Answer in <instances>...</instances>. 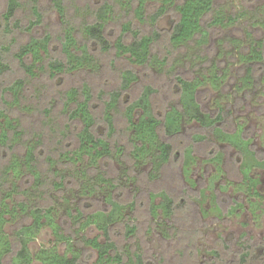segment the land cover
<instances>
[{
	"label": "rangeland",
	"instance_id": "374dc122",
	"mask_svg": "<svg viewBox=\"0 0 264 264\" xmlns=\"http://www.w3.org/2000/svg\"><path fill=\"white\" fill-rule=\"evenodd\" d=\"M7 1L0 0V46L7 43L11 46L3 55V61L10 68L0 72V110L19 123L18 129L22 135L19 136L20 141L15 143L14 151L23 155L27 145L36 146L37 168L43 175L45 185L39 192L44 196L43 199L39 196L31 198V193H36L35 181L25 175L17 182L21 188L20 194L6 201L13 204L14 199H27L30 205H53V215L61 231L73 238L69 249L65 241H58L49 225H44L29 243L33 256L41 248L55 247L60 254L69 257L77 253L80 257L78 264H101L98 262V252L85 242V238L97 237L99 241L105 242L104 233L96 225L81 229L78 220L70 212L82 210L86 216L97 210H108L110 205L106 198L111 192L115 200L128 205L124 210V219L110 229L112 240L124 253V261L114 264H264V197L253 199L256 204L252 206L247 196L240 192L242 189L239 186H247L248 182L244 183L241 172H245L241 170L242 158L238 150L232 145L216 142L212 129L192 121L184 124L182 131L173 137H167L160 129L162 140L172 144L173 155L161 172L153 171L151 163L135 165L131 160V131L122 114L127 102L138 97L146 84H153L158 90L153 98L154 112L163 119L166 110L178 99L175 96L174 73L200 79L204 78V74L210 77L220 73L224 78L219 80V88H213L209 81L200 87L198 97L203 109L215 115L219 107H223L227 116L224 127L236 131L241 126L245 137L250 138L253 150L263 158L264 69H259L252 84L243 87L242 77L247 75V65L240 59V53L249 51L250 38L264 40V0H214L215 8H222L228 14L241 13V20L229 27L209 28L207 22L211 17L207 16L204 26L210 31V41L204 45L191 42L175 50L171 49L167 34L171 28L172 15L163 16L157 23L163 36L153 48L155 58L169 56L163 74L158 64H153L151 68L142 67L132 63L128 55H117L115 51L102 53L90 44L98 60L97 68H83L54 80L45 77L31 80L21 94V106L13 104V97L7 91V87L15 80L26 77L15 53L31 37L51 32L55 37L51 56L61 58L58 39L63 28L52 0H40L42 22L31 30L25 29L32 15L28 0H22L23 6L17 12L16 19L20 20L23 28L5 34L2 15ZM64 2L68 17L79 31L82 23L94 19L90 11L100 5L102 0ZM154 9L150 7V12ZM128 22L141 34L153 30L152 25L141 23L133 14L116 5V12L107 24L105 34L112 42L119 36L131 42L132 34L123 33L122 30L123 24ZM78 37L82 42H87L80 32ZM128 68L135 70L139 78L124 95L120 112L116 114V133L110 138L113 145L120 144L125 148V155L99 159L96 170L91 169L87 161L70 165L58 160L57 166L51 167L49 156L57 159L61 152L77 146L75 134L78 125L68 120L67 114L63 113L60 100L62 92L71 86L89 83L93 89L97 116L95 132L98 136H107L102 121L103 100L118 87L122 71ZM46 108L52 110L50 116H46ZM60 131L66 137L63 138ZM11 136L13 138L15 134ZM198 136L205 138L197 141L195 138ZM187 148L193 150L195 158L186 173L183 162ZM8 151L11 150H2V154L6 155ZM213 155H224L221 171L210 160ZM7 161L8 157L0 159L2 165ZM51 170L58 172L53 173ZM84 170L86 176L85 173L81 174ZM61 176L65 180L57 189L55 183L62 182ZM99 176L108 179V184L99 182ZM251 176L261 179L259 190L264 196V169H253ZM93 186L99 188L95 190ZM1 187L0 199L4 193ZM162 191L169 193L174 200V213L166 219L162 218L160 209L156 212L158 216L154 214L151 206V195ZM160 201L159 196L154 199L155 203ZM131 203L134 205L130 206ZM251 208H254L255 213ZM27 222L24 214L20 213L6 224L4 231L13 241V250L5 256V264L12 263L19 247L14 238L15 229ZM128 225L136 228L131 235L127 234ZM137 256H141L142 263L135 262ZM31 264L43 263L33 257Z\"/></svg>",
	"mask_w": 264,
	"mask_h": 264
},
{
	"label": "trees",
	"instance_id": "16d2710c",
	"mask_svg": "<svg viewBox=\"0 0 264 264\" xmlns=\"http://www.w3.org/2000/svg\"><path fill=\"white\" fill-rule=\"evenodd\" d=\"M39 1L28 0L32 18L25 27L27 30L33 29L43 20V12L39 7ZM52 2L55 11L60 15L63 28L58 39L62 57L51 56L52 46L55 43V37L51 32H45L41 36H33L19 47L15 57L24 70L26 77L18 78L7 87V91L13 97V104L18 106H21V94L27 89L28 82L31 80H37L40 77L54 80L83 68H97L98 60L91 50L90 44L95 45L102 53L115 51L117 55H128L132 63L142 67L151 68L153 64H158L160 72L163 74L169 63V56L160 59L159 57L155 58L153 55L155 44L163 36L157 27L158 21L163 16L172 15L171 28L167 32L168 43L172 50L183 48L191 42L199 45L208 43L210 41V31L204 26V20L207 16L211 17L207 22L209 28L229 27L237 24L242 17L241 13L228 14L222 8H215L214 0H102L100 5L90 11L94 19L91 22L82 23L78 31L68 17L64 0H52ZM116 5L121 10L133 14V17L141 23L152 25L153 30L141 34L138 29L133 28L132 24L128 22L123 24L122 30L123 33L130 32L133 40L126 42L123 36H119L112 42L105 34V28L114 17ZM22 6V0L7 1L6 10L2 15L5 34L23 28L20 20L16 19V14ZM152 6L155 9L150 12ZM78 32H80L83 40L87 42L79 40ZM250 39L252 40L250 41L249 51L240 53V59L247 65V75L242 77L243 87L252 84L259 69H264V40ZM10 47L8 43L0 46V72L10 68L9 64L3 61V55L10 50ZM173 75V82L176 87L175 96L178 99L173 106L166 110L163 119L158 118L154 112L153 98L158 90L153 84H146L138 97L125 104L122 114L126 118L131 131L130 143L133 146L130 154L131 159L135 165L147 162L151 163L155 171H160L173 155V146L171 143L162 140L160 129H163L167 137H173L182 131L184 124L196 121L202 127L212 129L217 140L229 142L237 148L242 158L241 170L245 172L243 174L244 183L248 182V188H245L242 184L239 187L242 190L247 189V191H250L251 186L258 182V179L255 180L250 173L254 167L264 169V157L259 158L257 152L251 146L250 139H245L242 136L243 129L241 126L236 131H230L224 127L227 122L223 107H219L218 112L212 115L203 109L198 97L200 87L206 85L208 81L213 88H219V80H222L224 75L215 73L209 77L208 74H204L203 79L175 73ZM138 78L139 76L135 70L130 68L123 70L118 87L110 91L107 98L103 100L102 121L106 127L107 136H98L95 132L97 116L94 111L93 89L89 83L84 82L79 87L71 86L62 92L60 100L63 104V113L67 114L68 120L78 125L75 134L77 146L70 151L61 152L57 159L49 156L48 160L51 167L57 166L58 160L70 165L87 161L91 165V169L96 170L99 159L125 155V148L120 144L113 145L110 138L116 133V114L120 112L124 95L133 88ZM51 111L50 108H46V116H50ZM16 121L4 110H0V159L1 157L5 159L8 157L7 163L4 165L0 163V185L4 192L0 199V264H5V256L13 250V241L9 239V235L4 231V228L8 222L14 220L16 215L20 213L24 214L28 222L19 224L14 231V238L19 247L11 264H31L33 257L43 264H78L80 257L77 253L69 257L66 254H60L55 247L41 248L34 256L30 251V241L36 238L44 225H49L58 241H65L69 249L71 248L73 238L61 231V226L55 221L53 215L55 211L53 205H30L27 199H14L12 200L13 204L6 201L8 198L20 194L21 188L17 182L25 175H29L35 181L34 189L36 193H31V198L36 199L38 196L44 198L42 193H39L45 182L41 171L37 168L36 146L33 144L27 145L26 153L23 155L14 151L15 143L20 141L19 136L22 135V132L18 129L19 123H16ZM218 122H221V124L218 125ZM12 133L15 134L13 138ZM59 134L63 135V138L66 137L64 132L62 134L60 131ZM6 148L11 151L4 155L2 150ZM221 157L219 155L212 158L218 168H220ZM192 161V150L187 148L184 161L186 172H188ZM52 172L56 173L58 171L54 170ZM84 173L85 170L81 172L82 175ZM61 178L62 182L55 183L57 189L63 185L65 180L64 176H61ZM97 180L105 185L109 182L108 179L101 176ZM97 186H93V188L97 190L99 188ZM256 194L259 195L258 192ZM158 196L161 201L155 203L154 199ZM106 199L110 205L108 210H97L86 216L82 210H78L76 213L71 211L70 214L78 220L81 229L96 225L104 233L105 242L99 241L97 237L85 238V242L98 252L99 263H122L124 253L119 251L116 243L112 240L110 229L115 223L124 219V210L128 205L115 200L111 192ZM133 205L130 204V206ZM151 206L152 212L157 216L156 212L160 209L164 219L170 218L174 213V200L165 191L152 194ZM135 230V226H127L128 235L133 234ZM135 262L142 263L141 256H137Z\"/></svg>",
	"mask_w": 264,
	"mask_h": 264
},
{
	"label": "flooded vegetation",
	"instance_id": "af4514ba",
	"mask_svg": "<svg viewBox=\"0 0 264 264\" xmlns=\"http://www.w3.org/2000/svg\"><path fill=\"white\" fill-rule=\"evenodd\" d=\"M227 117V116H226ZM226 121H227V119H226ZM221 124V122H218V125H220ZM242 136L245 138V139H250V138H247V137H245V135H244V132H243V130H242ZM203 138H195L197 141L198 140H203L204 138H205V136H202ZM216 138V137H215ZM217 140V139H216ZM216 142H220L221 143V141H219V140H217ZM222 143H224V144H228L229 146H231L232 144H230L229 142H222ZM233 146V145H232ZM251 146H252V144H251ZM233 147H235V146H233ZM236 148V147H235ZM253 148V147H252ZM237 149V148H236ZM186 150V149H185ZM192 150V149H191ZM219 152V151H218ZM217 152V153H218ZM238 153H239V151H238ZM222 154V153H221ZM192 155H193V150H192ZM214 155H216V154H214ZM214 155H213V157H214ZM258 155V154H257ZM224 156V155H223ZM223 156L221 157L222 158V160H221V163H219L220 165V168H221V164H223L224 163V161H223ZM212 157V158H213ZM130 158H131V156H130ZM193 158H195L194 157V155H193ZM212 158H210V160L213 162V160H212ZM260 158V157H259ZM171 159V158H170ZM132 160V159H131ZM133 161V160H132ZM170 161V160H169ZM184 161H185V151H184ZM134 163V162H133ZM184 163V162H183ZM214 164H215V166H216V168H217V170L218 171H221V169L220 168H218V165L215 163V162H213ZM135 164V163H134ZM150 164V163H149ZM166 164H168V163H166ZM165 164V165H166ZM151 165V164H150ZM164 165V166H165ZM163 166V167H164ZM152 167V166H151ZM163 167L161 168V170L163 169ZM255 168H258V167H254L253 169H255ZM183 169L185 170V167H184V165H183ZM252 169V170H253ZM260 169V168H259ZM152 170L153 171H155L154 169H153V167H152ZM161 170L160 171H157V172H161ZM185 172H186V170H185ZM252 172V171H251ZM187 173V172H186ZM242 173V172H241ZM250 175H251V173H250ZM242 176L244 177V175H243V173H242ZM252 177V176H251ZM255 180H257L258 179V182H257V184H255L254 186H251L252 188H251V190L250 191H247V189H243L242 191H240L241 193H243V195L244 196H247V199L249 200V203L253 206V205H255L256 204V202L255 201H253V199H257V198H261V197H264L263 195H262V193L260 192V190H259V185L261 184V179H259L258 177H253ZM245 180V179H244ZM245 188H248V185L247 186H245ZM256 192H258L259 193V195H257L256 194ZM169 194V193H168ZM171 196V195H170ZM151 197H152V195H151ZM172 197V196H171ZM240 206H242L243 204L242 203H238ZM251 207V206H250ZM251 210H252V208H251ZM254 213H255V210H254V208H253V210H252Z\"/></svg>",
	"mask_w": 264,
	"mask_h": 264
}]
</instances>
